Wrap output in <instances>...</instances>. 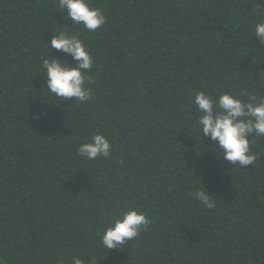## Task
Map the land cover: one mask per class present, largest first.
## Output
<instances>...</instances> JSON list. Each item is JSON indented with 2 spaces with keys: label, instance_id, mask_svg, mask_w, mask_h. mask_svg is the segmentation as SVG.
Returning <instances> with one entry per match:
<instances>
[{
  "label": "trees",
  "instance_id": "16d2710c",
  "mask_svg": "<svg viewBox=\"0 0 264 264\" xmlns=\"http://www.w3.org/2000/svg\"><path fill=\"white\" fill-rule=\"evenodd\" d=\"M89 3L107 17L93 32L57 0H0V264H264V138L249 137L253 165H231L202 137L193 103L198 91L264 99L262 0ZM61 32L95 59L87 102L46 90V42ZM98 133L111 155L79 156ZM201 188L214 207L194 197ZM129 207L147 230L104 248Z\"/></svg>",
  "mask_w": 264,
  "mask_h": 264
},
{
  "label": "clouds",
  "instance_id": "9594fccd",
  "mask_svg": "<svg viewBox=\"0 0 264 264\" xmlns=\"http://www.w3.org/2000/svg\"><path fill=\"white\" fill-rule=\"evenodd\" d=\"M61 13L66 11V19L74 25L82 26L87 32H93L106 25L107 17L102 8L94 7L89 0H57ZM256 14L264 16V0L257 5ZM255 38L264 44V23L254 28ZM51 55L42 61L47 76L46 90L58 98H76L81 103L91 98V90L86 87V73L92 69L95 59L85 42L78 34L61 32L46 42ZM68 54L77 64L72 66L66 59L52 55V50ZM246 95V94H245ZM193 103L199 112L197 121L202 137H208L213 149L218 146L219 157L231 165L245 168L253 165L257 154L253 152L254 141L249 137L264 138V99L259 101L249 96L247 101L239 94L224 92L218 96L198 91ZM78 155L88 159L108 158L112 153L110 140L102 133L94 134L91 140L81 143ZM194 197L205 207L215 206V200L209 190L198 189ZM150 220L146 213L129 207L127 211L114 216L101 236V244L108 250L121 248L128 241L137 238L142 230H147ZM71 264H85L79 256L72 258Z\"/></svg>",
  "mask_w": 264,
  "mask_h": 264
}]
</instances>
